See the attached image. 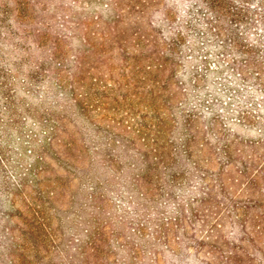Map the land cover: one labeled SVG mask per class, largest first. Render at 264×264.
Returning a JSON list of instances; mask_svg holds the SVG:
<instances>
[{
	"label": "rangeland",
	"instance_id": "1",
	"mask_svg": "<svg viewBox=\"0 0 264 264\" xmlns=\"http://www.w3.org/2000/svg\"><path fill=\"white\" fill-rule=\"evenodd\" d=\"M206 12L0 0V264H264V75H235Z\"/></svg>",
	"mask_w": 264,
	"mask_h": 264
},
{
	"label": "trees",
	"instance_id": "2",
	"mask_svg": "<svg viewBox=\"0 0 264 264\" xmlns=\"http://www.w3.org/2000/svg\"><path fill=\"white\" fill-rule=\"evenodd\" d=\"M204 6L206 13L204 16V32L207 38H218L220 41V48L223 52H234L236 56L233 57V62L229 68H232L236 76H242L246 73L249 75L253 73L255 79L262 80L264 75V58L258 51L257 44L250 43L248 37L244 35L236 24L244 22L249 12H252L250 2L251 0H197ZM211 36V37H210ZM57 48V47H56ZM55 48V49H56ZM1 49V48H0ZM240 56L242 58H239ZM208 56L202 60L207 64ZM229 64V63H228ZM159 67L164 66L161 63ZM206 68V67H205ZM221 68V67H219ZM226 68V66H225ZM224 69V68H223ZM220 71V70H219ZM238 74V75H237ZM11 97H7V102L11 103ZM232 99V97H230ZM239 120L246 117L244 110L239 111ZM218 117V116H217ZM49 139L46 144L53 146V141L58 134L64 130V124L61 119L55 118L49 124ZM71 145V143H70ZM40 159H45L44 155L39 156ZM24 186V182L21 183ZM132 248V249H131ZM130 250L135 252L136 247L132 245Z\"/></svg>",
	"mask_w": 264,
	"mask_h": 264
}]
</instances>
